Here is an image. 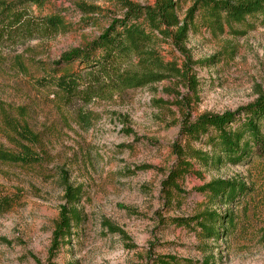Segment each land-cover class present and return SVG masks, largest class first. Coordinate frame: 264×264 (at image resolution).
I'll return each mask as SVG.
<instances>
[{"label":"rangeland","instance_id":"obj_1","mask_svg":"<svg viewBox=\"0 0 264 264\" xmlns=\"http://www.w3.org/2000/svg\"><path fill=\"white\" fill-rule=\"evenodd\" d=\"M175 1L184 19L190 5ZM81 5L98 12L85 16ZM34 10L60 14L66 30L0 45V147L20 149L9 117L39 137L33 151L41 159L31 167L0 164V199L12 200L0 215V264H159V258L264 264V160L212 168L188 161L179 193L170 197L165 186L178 165L176 150L188 151L180 138L186 118L235 112L264 95V17L223 35L199 27L182 50L161 41L158 52L179 74L91 104L85 109L92 118L88 128L77 119L79 105L61 108L57 91L45 85L47 74L60 71L56 63L64 54L84 48L121 19V0H48ZM216 180L240 182L251 191L240 205L213 208L237 221L229 237L214 241L202 237L194 221L210 206L197 189ZM64 181L82 189L77 208L83 220L58 246Z\"/></svg>","mask_w":264,"mask_h":264},{"label":"trees","instance_id":"obj_2","mask_svg":"<svg viewBox=\"0 0 264 264\" xmlns=\"http://www.w3.org/2000/svg\"><path fill=\"white\" fill-rule=\"evenodd\" d=\"M47 2L14 0L1 3L0 45L51 38L64 32L66 25L60 14L36 15L34 8L41 10ZM186 2L190 7L185 18L180 19L179 4L175 0H155L152 6L121 0L125 12L123 17L113 21L103 34L84 48L64 54L56 63L60 71H56L54 76L47 74L45 85L57 91L56 99L61 108L79 105L77 119L80 125L89 128L92 118L85 109L91 104L160 83L168 78V73L179 74L175 65L165 63L158 52L161 41H171L182 50L189 34L198 32L199 27H205L214 35H223L226 29L234 30L251 19L264 17V0ZM81 6L85 16L98 12L93 6ZM75 66L77 70L73 71ZM64 68L73 70L63 71ZM5 121L20 141V149L12 152L0 147V164L21 167L39 164L41 159L33 151L39 144V137L27 125L16 124L9 117H5ZM180 138L188 146V151L176 150L178 165L165 183L170 197L173 191L179 193L178 180L189 173L188 161L212 168L221 164L247 165L254 158L264 160V95L235 112L204 114L195 121L191 117L186 118ZM193 146L209 151H196ZM63 187L66 203L60 209L55 225V241L60 242L58 246L65 244L72 230L83 220L77 208L82 189L65 181ZM197 191L210 204L196 217L197 230L208 240L229 237L236 228V216L213 208L240 205L251 190L240 182L216 180ZM11 206V199H0V215ZM158 260L159 264H193L187 261L179 263L170 258Z\"/></svg>","mask_w":264,"mask_h":264}]
</instances>
